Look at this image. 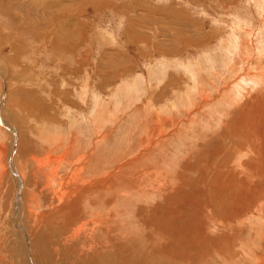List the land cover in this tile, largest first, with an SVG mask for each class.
Segmentation results:
<instances>
[{"label":"rangeland","instance_id":"obj_1","mask_svg":"<svg viewBox=\"0 0 264 264\" xmlns=\"http://www.w3.org/2000/svg\"><path fill=\"white\" fill-rule=\"evenodd\" d=\"M263 72L264 0H0V264H73L58 240L57 215L71 200L59 195L60 182L68 181L73 197L83 192L75 171L105 177L129 159L152 171L142 166L149 175L135 186L126 176L133 166L125 164V174L112 178L111 198L101 194L110 206L136 219L154 216V223L159 211L183 209L188 198L181 223L205 221L215 232L202 208L204 189L188 176L196 183L208 178L205 168L217 169L222 160L218 152L237 144L227 146L221 132L235 121L243 124L240 107L264 88ZM258 123L248 122L250 128ZM149 134L153 141L145 149ZM241 135L238 128L235 136ZM158 178L170 180L162 191L155 187ZM167 188L180 202L163 198ZM92 209L85 207L86 214ZM167 214L166 223H178ZM90 225L83 233L91 242L89 231L99 228ZM253 225L262 229L264 219ZM21 227L33 231L31 241L18 233ZM126 227L130 241L153 258L149 262L182 263L151 250L140 222L126 221ZM73 229L81 228L75 222ZM75 249L70 247L78 255ZM236 250L240 255L232 260L245 257ZM259 250L257 260L264 256V247Z\"/></svg>","mask_w":264,"mask_h":264},{"label":"bare ground","instance_id":"obj_2","mask_svg":"<svg viewBox=\"0 0 264 264\" xmlns=\"http://www.w3.org/2000/svg\"><path fill=\"white\" fill-rule=\"evenodd\" d=\"M261 74H264V72ZM257 80L255 79V81H253L252 84L254 86H256ZM245 89L246 88L243 86L242 94L244 93L243 91ZM245 102L247 103L246 107L243 109L240 107V110L244 111L243 124L239 125V127H236L235 121L233 125H228V127L221 132L225 134L226 139H228L227 146L231 143L237 144L227 153L225 148L218 152L219 156L222 157V160H220V165L217 169L212 166L205 168L207 173L209 171L208 178L207 176H200V180L196 183V180L194 182V179L196 178L195 176L194 179L192 176H188L191 179L190 182H192L196 188L200 189L203 187L204 189L206 202L202 208L203 211L207 209V218L210 221L207 222V224L215 227V232L208 231L205 221H201L199 226L193 227L190 223H188L190 225L187 224L186 226L181 223L185 218L186 209H188L186 203L188 204L189 202L187 201L185 203L183 201L184 199L187 200L188 198H184L183 201H181L182 203H180V205L183 209L180 207V209H177L176 212H174V210L172 212L168 207L166 208L167 210L164 208L163 211L173 214V216L178 219H175V221H178V223L169 222L170 224L166 223V218L169 215L167 212L163 215L162 211H159L157 216L158 220L156 219L157 221L151 223L154 216H149L148 221L141 219V217L136 219L133 218V212L123 215V213L121 214L118 209H114L113 206H110L111 200L103 199L101 194L108 196L109 192L115 190L114 186H116V184L111 182L115 173L119 171L122 172L124 166L126 167V165L129 166L132 164L131 166H133V168L127 167L128 171L126 169V172L128 173L126 176H128V179L131 177L130 181H132V184L135 185L144 176H148L149 174L147 173L152 171H149V168L144 165V162L141 164L142 161L140 165L138 163V165L136 164V160L131 159L126 160L125 163H123V161H119L120 163H116L115 169L110 168L107 170L106 174H104L106 175L105 177H92L90 175L84 176L81 174V170H77L74 172V175L77 176L80 188H83V192L72 197L73 194L66 192L68 181L67 183L60 182L62 183L61 188L63 189V192H61L59 195H64V200H68L71 197V200L68 206L57 215L62 219V225L58 226L60 231H62L58 240L64 241L65 252L71 255L69 259L72 260L73 264H121L123 261L124 264H153L152 261H148L149 259L153 258L146 254V250L143 248V245L142 247H139L138 241L135 244V241H130L131 237H129V235L131 236V234L129 231H126V229H128L126 227V221L134 223L140 222L143 228L142 231L144 232V237L148 241H151L149 248L157 252V255L159 252L170 254L171 256L182 261L181 264H214V261H217L220 264H242L241 262L243 261L245 264H253L260 259L262 260L259 261L261 262L259 264H264V256L258 260L256 259V256L260 254V245L264 247V227L262 229H255L253 225V222H258L259 219H264V88L255 92L253 97L247 98ZM218 119L219 121L222 120L221 117H218ZM250 120H258L259 123L257 126L250 128L248 124ZM159 124L161 125L160 122ZM227 124L228 122L225 125ZM238 128L242 131V135L236 138L235 135ZM162 137H164V134ZM152 139V135L149 134L148 139L143 141V148L146 149V147L150 145L151 141H153ZM142 140L143 139H141V141ZM222 140L223 138L221 139V143ZM221 146L222 145L220 144V147ZM140 152L141 155L146 154L143 150ZM242 154H245V158L248 156L243 163L241 161L244 157ZM139 155L140 153L138 152L136 156L138 157ZM179 158L180 157L178 156L177 152H174L172 159L178 160ZM239 158L241 160H239ZM91 161L92 159H90L89 163ZM240 161L242 164L239 163ZM43 164L44 163H42V165ZM133 164H136L137 167L135 168ZM142 166L147 171L146 174L141 168ZM129 168L132 170H129ZM124 172L125 171L122 173ZM157 180L158 185L155 187H157L156 190L158 191L165 189V187L169 185L170 181L160 178ZM204 181L206 182L203 186L202 182ZM96 185L99 186L96 187ZM176 185L177 184H175V186ZM215 186L218 188V190L215 188ZM169 189L167 190L168 194L165 195L164 193L163 198H166V200L170 202V199L174 197L176 201H173L176 203L180 202L177 200L175 195H172L171 193L169 194ZM176 192L178 193V191ZM209 193L216 195L209 198ZM180 194L183 193L180 191ZM91 195H94L95 197H92L93 199H91ZM110 196L108 197L111 198ZM168 196H171V198L169 199ZM207 197L209 198L208 200ZM211 199L214 200L212 201ZM20 202H18V205L21 208ZM63 205L65 204L62 203L59 208L63 207ZM85 207L93 208V212L86 214ZM101 208L104 209L103 213L100 211ZM141 209L142 208L138 209V214ZM151 209L153 210L154 206ZM129 211L134 210L130 209ZM247 211L249 212L248 215ZM111 216L113 217L110 219ZM198 217L199 216L197 215V219ZM75 222L78 223L79 228H81L80 230L73 229ZM192 222L196 223L198 220L195 219ZM87 224H91V228H99V230L94 232H92V230L89 231L91 233V236L89 235L90 240L92 239L91 242L88 240L89 238L85 236L86 233H83V231L85 232V226ZM112 226L116 229L113 232L110 230ZM120 227H124V232L126 233H124ZM184 228H186L187 231H183ZM18 233H20L22 237H25L26 241H31V233H33V231L30 232L26 230V227H21L20 232ZM255 235H257V237H255ZM72 239L75 241H70ZM154 241L156 245H153ZM85 244L88 245L84 247ZM256 244H258L259 247H256ZM72 246L78 249L76 251L78 255V251L84 252L82 254H85V256H83L85 258L79 257L81 254L78 256L70 251V247ZM237 246L245 251V257H238L236 260H232V258H234L237 254L240 255V251L236 250ZM87 252L91 253V255L87 254ZM54 253L61 254L59 247L54 249ZM117 253L122 255L123 259L120 258ZM160 262L167 263L164 260H160ZM67 263L70 264L68 260Z\"/></svg>","mask_w":264,"mask_h":264}]
</instances>
